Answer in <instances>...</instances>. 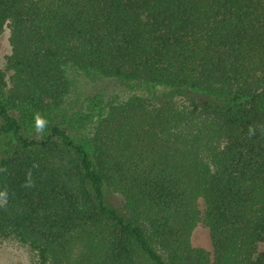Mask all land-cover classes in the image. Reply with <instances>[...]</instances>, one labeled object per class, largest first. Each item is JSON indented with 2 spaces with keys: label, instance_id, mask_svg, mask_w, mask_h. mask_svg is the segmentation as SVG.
Instances as JSON below:
<instances>
[{
  "label": "trees",
  "instance_id": "trees-1",
  "mask_svg": "<svg viewBox=\"0 0 264 264\" xmlns=\"http://www.w3.org/2000/svg\"><path fill=\"white\" fill-rule=\"evenodd\" d=\"M5 27L0 243L31 264H264V0H0Z\"/></svg>",
  "mask_w": 264,
  "mask_h": 264
},
{
  "label": "rangeland",
  "instance_id": "rangeland-1",
  "mask_svg": "<svg viewBox=\"0 0 264 264\" xmlns=\"http://www.w3.org/2000/svg\"><path fill=\"white\" fill-rule=\"evenodd\" d=\"M8 33L9 30L5 27L0 34V67L4 68L6 56L10 53V44L8 41ZM76 80V86L84 97L91 96L95 93H101L104 97H109L113 95H118L119 98L124 99L127 95L131 93H141L140 88H136L122 84L120 82L114 80H91L90 78H81L74 76V80ZM77 92V91H75ZM82 96V97H83ZM81 97V98H82ZM1 124V119H0ZM2 139H0V156L2 149ZM109 198L116 205H120L121 197L117 194H110ZM191 244L195 247H201L208 251H212V245L210 240V235L208 229L202 225L201 223L197 224L190 237ZM139 264H149L147 259L140 255L137 259ZM0 264H31V258L29 253L22 246L14 243V242H1L0 243Z\"/></svg>",
  "mask_w": 264,
  "mask_h": 264
},
{
  "label": "clouds",
  "instance_id": "clouds-1",
  "mask_svg": "<svg viewBox=\"0 0 264 264\" xmlns=\"http://www.w3.org/2000/svg\"><path fill=\"white\" fill-rule=\"evenodd\" d=\"M44 123H45L44 121L38 119L37 126L42 127L44 125Z\"/></svg>",
  "mask_w": 264,
  "mask_h": 264
}]
</instances>
